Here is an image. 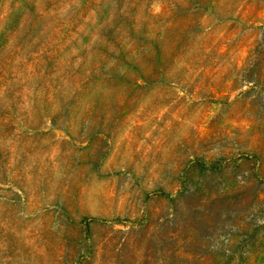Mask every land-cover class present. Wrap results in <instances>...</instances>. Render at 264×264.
I'll list each match as a JSON object with an SVG mask.
<instances>
[{
    "label": "rangeland",
    "instance_id": "374dc122",
    "mask_svg": "<svg viewBox=\"0 0 264 264\" xmlns=\"http://www.w3.org/2000/svg\"><path fill=\"white\" fill-rule=\"evenodd\" d=\"M0 264H264V0H0Z\"/></svg>",
    "mask_w": 264,
    "mask_h": 264
}]
</instances>
